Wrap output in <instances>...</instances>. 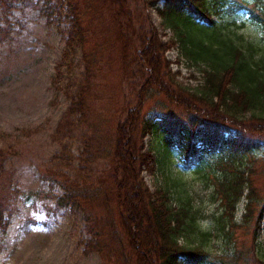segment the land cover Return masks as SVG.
Returning a JSON list of instances; mask_svg holds the SVG:
<instances>
[{"label":"trees","instance_id":"16d2710c","mask_svg":"<svg viewBox=\"0 0 264 264\" xmlns=\"http://www.w3.org/2000/svg\"><path fill=\"white\" fill-rule=\"evenodd\" d=\"M55 1L66 7L70 23L61 61L52 78L54 89L70 101L56 134L84 135L81 165L94 164L98 159H109V165L94 178L84 174L71 179L56 171L49 174L64 188V193L54 199V207H72L83 214L89 236L85 251L95 253L100 264H213L202 247L179 242L188 209L177 207L167 190L151 191L142 173L154 174L156 153L168 156L175 152L186 169L202 168L215 174L216 198L230 223L243 196L247 200L243 218L249 216L255 192L253 175L258 169V174L264 175V154L260 152L264 148L263 50L227 27L218 26L209 14V0H152L153 6L163 2L156 10L176 32V39L165 43L157 40L152 27L124 35L118 20L129 18L126 0ZM99 7L110 19L112 51L107 53H114L116 45L124 66L132 49L128 61L139 75L138 101L152 91L163 94L191 115L189 121L167 117L144 120L137 102L123 119L116 120L115 126L114 120L107 124L103 139L85 131L84 123L92 113L93 75L89 73L96 59L105 54L89 23L92 13L100 14ZM238 8L245 9L260 26L264 41V4H240ZM177 43L181 58L205 67L202 81L192 91L181 89L171 79L169 66L176 61L164 57L165 49ZM77 50L88 66L75 81L68 71H72L71 57ZM63 77L65 87L59 85ZM148 137L157 140L159 146L146 147ZM60 146L64 154L66 142ZM8 154L0 148V177ZM4 192L0 190V229L7 224L3 216ZM263 213L264 204L256 219V230L260 229ZM219 264L235 263L221 260Z\"/></svg>","mask_w":264,"mask_h":264},{"label":"rangeland","instance_id":"374dc122","mask_svg":"<svg viewBox=\"0 0 264 264\" xmlns=\"http://www.w3.org/2000/svg\"><path fill=\"white\" fill-rule=\"evenodd\" d=\"M151 2L126 0L129 18L118 20L124 35L152 27L159 42L176 39L174 27L156 10L162 8L163 2L155 6ZM257 3L264 4V0H209L207 8L218 26L256 43L264 52L262 29L245 9H237L240 4L251 7ZM98 9L100 14L92 13L89 23L105 54L96 59L89 73L93 75L92 113L84 123L85 131L103 139L107 124L114 120L115 126L116 120L123 119L137 102L139 116L144 120L167 117L189 121L191 115L163 94L152 91L138 101L140 79L137 69L128 61L132 49L128 50L124 66L116 45L114 53H107L112 51L110 19L104 8ZM68 18L66 7L58 6L55 0H0V148L9 153L0 177V190H6L3 216L7 220L6 227L0 229V264H100L95 253L85 251L89 236L83 214L72 207H54V199L64 193V188L49 178L53 171L71 179L84 174L94 178L109 165V159L81 165L84 135L56 134L70 104L52 85L65 48ZM179 49L178 43L166 48L164 57L176 61L169 66L171 79L181 89L192 91L202 81L205 67L181 58ZM71 59L72 71L68 72L76 81L88 64L79 50ZM63 79L59 85L65 87ZM64 142L66 157L60 146ZM145 143L146 147L159 146L157 140L149 137ZM260 152L264 154V148ZM156 157L154 174L142 173L143 181L153 192L167 190L177 207L188 209L179 238L181 245L202 247L213 264L221 260L264 264V213L260 229L256 230V219L264 204V175L258 174L259 169L253 175L251 213L243 218L247 204L243 196L230 223L216 198L215 174L202 168L186 169L175 152L168 156L156 153Z\"/></svg>","mask_w":264,"mask_h":264}]
</instances>
